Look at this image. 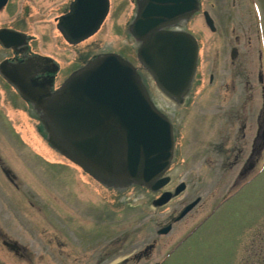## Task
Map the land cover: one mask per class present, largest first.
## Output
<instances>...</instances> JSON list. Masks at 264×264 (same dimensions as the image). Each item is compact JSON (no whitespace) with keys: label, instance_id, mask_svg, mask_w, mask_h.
<instances>
[{"label":"rangeland","instance_id":"obj_1","mask_svg":"<svg viewBox=\"0 0 264 264\" xmlns=\"http://www.w3.org/2000/svg\"><path fill=\"white\" fill-rule=\"evenodd\" d=\"M110 2L109 14L93 38L100 41L103 51H118L128 61L139 66L136 53L140 45L130 33V25L138 11L137 0ZM186 28L194 29L203 36L208 34L202 16L189 20ZM208 49L211 50L205 47V50ZM140 80L157 109L166 116L173 113L178 117V124L173 129L177 133L173 149L175 160L170 169L176 182L179 179H190L191 191L187 192L186 198L175 200L167 209L176 214L182 209V204L196 197L200 198L198 205L174 226L170 234L158 237L156 230L166 224L167 214L153 207L148 208L151 206L150 200L145 201L148 195L143 187L127 186V192L139 196L135 195L132 203H126L117 195L116 207L101 208V226L99 233L97 231L101 256L98 254L91 257L92 247L84 244L88 242V236L92 237L94 230L91 228V234L86 237L82 232L87 228L84 223L93 220V214H86L89 216L87 220V217H82V212L80 214L79 209L82 208H77L78 211L74 208H61L59 199L76 203L78 198L83 201L82 204H87L95 189L93 183L90 184L85 176L83 184L79 168L61 158L54 150L51 154L45 139L36 130L38 122H34L22 110H14L7 105L2 107L0 101V146L6 152L5 157H0L5 158L6 165L13 167L14 171H20L17 183L21 191H16L6 180H0V227L12 238L28 243L33 258L32 261L15 259L0 244V264H243L245 260L241 252L236 251L243 226L241 222H255L264 231V149L256 162V177L228 200H221L232 192V182L243 171L244 159L251 151L250 140L247 138L254 132L253 123L247 124L244 143L242 125L238 117H232L240 113L238 109L241 106L242 109L247 107L248 102L209 100V89L205 88L199 98L189 101L184 98L183 104L178 106L162 94L152 75L144 69ZM1 89L0 94L4 93ZM214 117L222 119V122H211ZM227 130L230 131V141ZM20 140L27 142L31 149L22 143L14 144ZM34 143H37V148ZM221 145H224L223 149ZM12 146L17 148L11 151ZM34 153H37V157ZM234 154L241 155V160L234 163ZM43 158L53 164L46 163ZM76 186L77 192L72 189ZM15 192L21 193V196H15ZM25 194L29 198L27 201L34 205L33 208L42 210L37 212L38 217L35 213L32 215L37 219L36 231L31 228L34 219L30 216L33 211L28 207L29 202L25 200L20 204V199L26 198ZM22 206L28 208L25 207L24 211ZM101 206L104 204L101 203ZM44 208L47 212L53 208V228L48 222L51 213H47ZM215 208L217 211L214 216L206 219ZM250 225L253 227V224ZM52 232L57 234L54 241L51 240ZM154 239L166 245L178 240L170 255L165 256L167 246H159L148 260H134L133 256ZM109 243H114L113 247L119 250L116 256L105 255ZM233 251L235 255H230ZM125 257L129 259L126 262L123 260Z\"/></svg>","mask_w":264,"mask_h":264},{"label":"flooded vegetation","instance_id":"obj_2","mask_svg":"<svg viewBox=\"0 0 264 264\" xmlns=\"http://www.w3.org/2000/svg\"><path fill=\"white\" fill-rule=\"evenodd\" d=\"M72 2L73 0H6L5 5L0 9V89L2 88L1 90L4 92L0 94L1 106L5 107L7 105L14 110H22L27 113L34 122H38L36 130L39 131L44 139L46 137V128L39 114L36 112L34 106L5 78L2 71L15 73V75L21 76L26 83L31 84L35 89L47 90L50 94H54L72 74L78 72L90 61L95 60L103 54H117L123 60L128 61L125 58L126 56L118 51H103L100 41L93 38L95 35L76 44H71L64 37L58 29V24L60 18L69 13ZM196 3L197 9L187 20L178 23L175 28L169 27L165 29L166 31L188 35L197 44L196 68L184 98L186 101L190 99L195 100L201 96L200 92H204L205 88H208L209 100L247 101L248 106L243 109L241 106L238 109L240 113L232 117H238L242 125L241 136L244 143L246 141L245 131L248 126L247 124L251 122L255 128L253 134L247 138L250 140L251 151L244 159L243 165L245 166L243 171L238 174L236 181L232 182V192L221 200L226 201L255 178L256 162L261 158L260 155H262L261 152L264 149V0H196ZM204 14L208 15L214 26L213 30L207 27V35L203 36L194 29L186 28L189 20L195 16H202L204 18ZM205 47H209L211 50H205ZM137 61L140 64L139 66H136L132 61L128 62L142 78L144 67L138 58ZM160 112L162 115H165L163 111ZM165 117L172 124V129H174L176 124H178V117L173 113L170 116L165 115ZM214 118L210 121L217 120L218 122H222V119L218 117ZM202 120L206 119L203 118ZM227 132L228 141H230V131L227 130ZM173 141L175 145L177 141L176 132H173ZM241 142L240 140L239 143ZM21 143L26 148L31 149L25 141L14 142V144ZM45 143L47 144V142ZM34 144L36 147L37 143ZM15 148L17 147L12 146L10 149L12 151ZM47 148L52 154L53 149L49 146ZM220 148L223 149L224 145H221ZM232 148H236V146H232ZM4 149V147L0 146L1 157H5L6 152ZM240 153L241 151L238 150V154ZM34 155L37 157V153H34ZM174 156L171 165L175 160ZM1 157L0 180H6L16 191L21 192L20 184L17 183L20 171L19 173L14 171L13 167L6 165L4 162L5 158ZM38 157L42 158L41 156ZM238 159L241 160V155L234 154V163ZM44 161L53 164L45 159ZM165 174L169 178V183L163 190L165 193H173L181 183L184 184V190L156 209L167 214L166 224L156 230L158 237L170 234L174 226L188 215L186 214L179 220L178 217L182 210L198 198L196 197L194 200L188 199L187 202L182 204L180 207L182 209L176 214H173L172 210L168 211V205L175 203V200L186 198L187 192L191 190L189 188L190 179H179L176 182V178L172 176L170 168ZM85 176L91 182L90 184L93 183L95 188L92 190V195L89 196L87 204H82L83 201H79L78 198L76 203L62 199H59V201L62 204L61 208H74L77 211V208H82L79 209L80 214L82 212V217H87V220L89 219L88 215L93 214V220L84 223L87 228L82 234H85L86 237L88 234H91V228L94 230L91 234L92 237L88 236L86 238L88 242L84 246L92 247L90 249L93 251L91 257H96L98 254L101 256L102 251L98 234L101 226V208L116 207L115 198L117 192L116 190L103 187L99 182L81 172L79 177L83 184L85 183ZM235 188L237 189L235 190ZM72 189L77 192V186L72 187ZM145 191L148 195L145 201L148 202L150 200L151 206L148 208H152L153 202L160 196V193L154 194L147 189ZM18 194L15 192V196ZM19 195L21 196V193ZM75 195L77 194L75 193ZM25 197L24 200L19 198L20 204L25 200L27 203L29 202L27 201L29 198L27 199L26 194ZM63 202L65 203L64 206ZM71 202L74 204H71ZM101 203L104 206H101ZM28 204L30 211H33L31 215L29 214L34 219V226L31 228L33 229L32 231H36L37 219L32 215L35 213V216L38 217L37 212H41L42 210L40 208H33L34 205L31 201ZM25 207L22 206L21 209L25 211L28 208ZM44 209L46 210V208ZM48 212L51 213V216L48 218L49 221H47L51 224V228H53L51 222L53 208ZM241 224L243 225L241 226V237L239 238L240 242L236 251L241 252L242 259L245 260L243 264H264V236H262L264 231L261 230L262 226L257 227L255 222L248 221L245 223L241 222ZM250 224H253V227ZM166 227H170L168 233L159 235L158 232ZM4 230L0 227V244L6 253L20 261H32V253L28 243H21L8 235L5 232L6 230ZM54 232L51 233V240L53 241L57 236ZM177 240L173 241V243L169 242L166 245L162 241L158 242V240L154 239L151 244L145 246L142 251L134 255L133 259L136 261L148 260L150 254L156 248H159V246L161 248L167 246L165 247V256L170 255L174 251ZM114 243L108 244V252L105 253L107 257L116 256L119 252L118 249L113 247ZM230 255H235V251ZM123 260L126 262L129 259L125 257ZM156 264H161V262Z\"/></svg>","mask_w":264,"mask_h":264},{"label":"water","instance_id":"obj_3","mask_svg":"<svg viewBox=\"0 0 264 264\" xmlns=\"http://www.w3.org/2000/svg\"><path fill=\"white\" fill-rule=\"evenodd\" d=\"M5 3L0 0V9ZM137 7L130 26L141 42L137 56L159 88L181 103L195 71L197 45L190 36L165 29L194 12L196 0H137ZM108 10L109 0H74L58 29L71 44L79 43L99 30ZM205 22L213 29L207 16ZM2 73L34 106L52 147L88 175L117 189L138 185L157 192L168 183L162 175L173 156L171 124L152 105L135 69L117 55L98 57L54 94L35 89L15 73ZM183 189L181 184L153 205L166 204Z\"/></svg>","mask_w":264,"mask_h":264}]
</instances>
